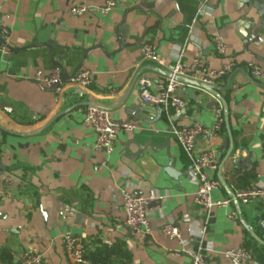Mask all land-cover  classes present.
Wrapping results in <instances>:
<instances>
[{
  "label": "crops",
  "instance_id": "1",
  "mask_svg": "<svg viewBox=\"0 0 264 264\" xmlns=\"http://www.w3.org/2000/svg\"><path fill=\"white\" fill-rule=\"evenodd\" d=\"M107 1L114 6L101 13ZM198 1L0 0V30L8 32L6 50L0 49V105L7 109L0 107V127L14 133L0 131V155L6 166L0 173V249L11 251L15 264H22L30 248L41 254L43 264H69L62 246L66 235L81 239L86 250L98 243L121 242L130 261L115 259L112 264H192L186 251L199 247L204 258L213 257L219 264H234L220 253L239 247L251 254L245 264H264V246L242 224L264 243L259 225L264 222V200L239 206L240 213L233 204L215 208L201 235L205 216L193 200L190 163L170 131L194 124L211 129L212 97L182 85L178 94L185 102V113L170 109L168 115L157 116L153 109L142 108L145 119H141L137 111L143 107L138 80L164 83L165 77L146 69L170 72L180 48L185 64L198 56L214 70L233 63V71L214 83L221 88L229 84L219 94L228 106L233 151L221 175L231 192L236 179L244 186L264 185V32L258 35L261 41L248 42L240 20L247 0H207V9L197 16L188 36L187 25L196 16ZM77 5H85L88 11L75 18L69 9ZM147 28L144 44H139ZM214 37L225 44L226 56L215 52ZM42 43H49L56 65L51 64L48 49L37 46ZM148 44L155 46L163 65L142 60V49ZM249 64L259 67L258 78L250 75ZM53 67L68 78L88 70L92 84L84 90L66 83L60 85L61 92H44L35 84L44 86L35 80L36 74L47 75ZM82 102L104 108L114 120L132 122L137 129L119 132L113 151L106 155L95 148L94 134L82 125L86 107L70 110ZM58 114L63 115L46 130L27 135ZM144 143L152 148L147 147L140 158L126 157L125 152L134 154L136 144ZM196 149L215 151L220 165L228 149L225 128L219 135L198 138ZM241 158L248 159L246 169L232 170L233 161ZM209 176L218 179V171ZM5 178L12 182L10 186L4 185ZM124 188L138 197L154 195L147 207L145 236L124 225L120 199ZM212 197L228 198L221 186ZM67 210L73 213L68 223ZM232 211L235 220L228 217ZM168 222L176 224L188 243L185 248L163 235L162 227Z\"/></svg>",
  "mask_w": 264,
  "mask_h": 264
},
{
  "label": "built area",
  "instance_id": "2",
  "mask_svg": "<svg viewBox=\"0 0 264 264\" xmlns=\"http://www.w3.org/2000/svg\"><path fill=\"white\" fill-rule=\"evenodd\" d=\"M207 0H199L196 10V16L187 25L188 36L192 33L197 16L203 14L207 9ZM114 6L112 1H107L100 9L101 13H105ZM85 5L72 6L69 14L72 17H80L87 13ZM8 32L0 30V49L5 52V38ZM189 37H187L188 39ZM186 39V40H187ZM212 45L217 54L226 56V46L218 38H212ZM142 60L152 64L163 65V61L156 54L155 46L145 45L142 49ZM248 71L252 78L260 76L259 67L256 64H249ZM234 69L231 62L224 63L220 69H211L203 56L193 58L189 63L183 62V50L180 48L175 57L174 63L170 70L171 75L196 80L202 83L214 84L220 78L228 75ZM61 77V69L53 67L47 75L37 72L35 80L42 83L45 87L59 83ZM69 85L87 90L91 84V74L88 70H80L69 80ZM182 84L174 81L172 78L166 79L164 83L152 81L147 78L138 80V97L142 105H149L154 108H160L164 114L168 115L170 109L177 112L184 109L185 102L178 94ZM56 93L61 92L60 86L56 89ZM214 125L211 129H206L199 124L186 127H173L171 134L175 139L178 147L187 157L190 163V180L195 186L194 203L203 211L205 216L204 227L201 235H204L207 223L215 208H225L232 205L231 198L213 199L212 193L220 189V183L215 177L209 174L215 173L219 168V158L215 151L211 149H196L197 139L203 136L219 135L223 127V116L221 105L219 103L213 108ZM82 125L89 128L95 136V148L110 155L113 151L114 141L119 132H132L137 129L136 124L132 122H122L111 118L110 113L99 107H86ZM4 185L10 186L12 182L9 178L4 179ZM232 194L239 206H245L251 202L264 200V185L250 187L246 189L233 188ZM121 206L124 213V225L133 233L145 236L149 232L148 211L149 203L154 200V195L149 192L146 196H134L129 188L120 191ZM231 220H235L237 215L232 211L229 216ZM264 229V222L259 224ZM163 235L174 240L181 248L187 246V241L181 238L180 232L174 222H168L162 227ZM111 241L106 242L110 246ZM62 246L69 264H89L86 256V245L76 237L66 235L63 237ZM202 248L199 247L195 251H186L187 256L192 259V264H219L213 258H204L201 255ZM221 258L228 260L234 264H245L251 261V254L245 248L226 249L220 253ZM22 264H43L41 254L34 248L28 249L22 257Z\"/></svg>",
  "mask_w": 264,
  "mask_h": 264
},
{
  "label": "water",
  "instance_id": "3",
  "mask_svg": "<svg viewBox=\"0 0 264 264\" xmlns=\"http://www.w3.org/2000/svg\"><path fill=\"white\" fill-rule=\"evenodd\" d=\"M171 1L176 2V0H171ZM125 17H126V14L123 17V20L125 19ZM240 20L245 24L244 33L246 35L248 42H252L253 40L261 41V38H259L258 35H260V34H262V32H264V0H247L245 3V13L240 18ZM154 29H156V28L154 27ZM148 30L149 29L147 28L142 33V37L139 41V44H144L143 38L147 34ZM117 39L119 40L118 37H117ZM37 46L47 48L48 49V57H49L51 64L56 65V63L54 62L53 59H54V57H57V56L53 55V52L50 49L49 43H42V44H39ZM120 48H121V46L119 47V49ZM10 51H12V50H10ZM146 70H149L151 72H155V73L159 74L160 76L165 77L166 79L172 78L174 81H176V82H178L184 86L192 87L196 90L203 91L204 93L210 95L212 98L208 104L209 108L216 106L217 103H219L221 105L222 116H223V125H224L225 131L227 134V138H228V149H227V152H226L224 158L222 159V161L219 165V168H218V181L220 183L221 188L226 192L227 197L232 199V204L234 205L236 212L240 213L239 205H238L237 201L234 199L232 192L228 188L226 182L224 181V178L221 175V169H222L223 165L227 162V160L230 158L232 151H233V140H232V134H231L230 124H229L228 106H227V103L224 100V98L219 94L220 92L225 91L229 87V84L227 83L225 88H221L219 86H216L215 84L202 83V82H199L196 80H191V79L180 77V76H174L173 77L170 72H162L159 69L153 68L152 66H149ZM241 72L243 73V71H241ZM75 74H73L72 77L68 78L66 76L65 72L63 71L61 73L59 83L52 84L48 87L42 86L41 84H38L37 82H35V84L42 91L55 94L56 89L60 85H64V84L68 83L69 80L75 76ZM244 74H246V73L244 72ZM75 93L80 94V96H85V93L82 90L81 91L77 90V91H75ZM193 96H191V98ZM61 101L63 103L64 99H62ZM142 106L143 107H139L137 109V111L139 110V115H140L141 119H145L144 118L145 116L143 115V111H142L143 109L142 108H146V109L151 108L156 112L157 116L161 115L162 111L160 108H154V107L149 106V105H142ZM0 107L3 108L5 111H7V109L4 105H0ZM79 107H97V106L90 104L89 102H82L79 104H74L73 106H71L70 110L75 109V108H79ZM185 111H187V109L184 108L181 110V113H185ZM63 114H58V115L54 116L41 129H39L35 132H32V133H29L27 135L28 136H34V135L40 134L42 131L46 130L56 119H58ZM15 121H17V120H15ZM0 131L6 133L8 135H14V133L6 132L1 127H0ZM136 145H137V150L134 154H129L128 152H125L126 153L125 155L127 158H129V159L140 158L142 156L143 151L147 147L152 148V144H150V143L149 144L144 143L142 145L136 144ZM151 150H153V149H151ZM247 157L249 158L250 155H247ZM262 159H264V157ZM247 160H248L247 158L235 159L232 163V165H233L232 167L234 168V170L246 169L244 167V163H246ZM250 165H251V163H250ZM5 171H6V166L4 164H2V157L0 155V173H4ZM135 196L138 197V195H135ZM62 213H60V214L62 215ZM64 214L67 216L65 221H66V223H68L69 219L73 213L71 210H67ZM242 224L247 229V231L249 232L251 238L253 240H255L257 243L264 246V243L254 234L252 229L247 227L244 224V222H242ZM64 226H66V225H64Z\"/></svg>",
  "mask_w": 264,
  "mask_h": 264
},
{
  "label": "trees",
  "instance_id": "4",
  "mask_svg": "<svg viewBox=\"0 0 264 264\" xmlns=\"http://www.w3.org/2000/svg\"><path fill=\"white\" fill-rule=\"evenodd\" d=\"M222 132H224V126L222 127ZM234 141L237 143L236 140ZM241 184L238 182V179H236L234 188L236 189L250 188V186H244L243 184L242 185ZM85 257L88 259L89 264H112V262H114L115 259L116 260L118 259L123 263H127L130 261V255L125 250L124 244H122L121 242L113 243L110 246L106 244L98 243L96 247L86 250ZM0 264H15L13 254L11 251L3 248L0 249Z\"/></svg>",
  "mask_w": 264,
  "mask_h": 264
}]
</instances>
